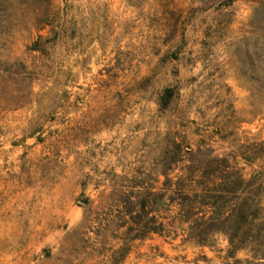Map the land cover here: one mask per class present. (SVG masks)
<instances>
[{"label": "rangeland", "instance_id": "1", "mask_svg": "<svg viewBox=\"0 0 264 264\" xmlns=\"http://www.w3.org/2000/svg\"><path fill=\"white\" fill-rule=\"evenodd\" d=\"M191 151L264 180V0H0V264H264L133 239Z\"/></svg>", "mask_w": 264, "mask_h": 264}, {"label": "trees", "instance_id": "2", "mask_svg": "<svg viewBox=\"0 0 264 264\" xmlns=\"http://www.w3.org/2000/svg\"><path fill=\"white\" fill-rule=\"evenodd\" d=\"M173 89L162 97V107L170 104ZM184 164L180 173L172 168ZM164 182L159 191L153 188L130 199L125 208L132 224L140 228L134 240L157 234L183 243L209 246L216 235L229 244V255L247 251L253 260H264V180L261 176L246 178L242 172L230 173L227 157L197 156L194 152L163 158ZM159 207L170 216L158 221ZM147 232V233H146Z\"/></svg>", "mask_w": 264, "mask_h": 264}]
</instances>
